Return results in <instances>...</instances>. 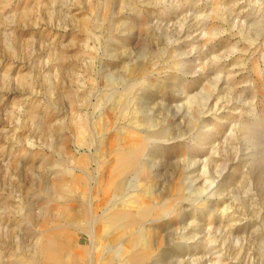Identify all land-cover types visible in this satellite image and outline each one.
I'll return each mask as SVG.
<instances>
[{"label": "rangeland", "instance_id": "rangeland-1", "mask_svg": "<svg viewBox=\"0 0 264 264\" xmlns=\"http://www.w3.org/2000/svg\"><path fill=\"white\" fill-rule=\"evenodd\" d=\"M129 131L123 195L167 211L113 246L146 228L138 264H264V0H0V264L63 227L39 216L56 170L91 210L84 172Z\"/></svg>", "mask_w": 264, "mask_h": 264}, {"label": "bare ground", "instance_id": "bare-ground-1", "mask_svg": "<svg viewBox=\"0 0 264 264\" xmlns=\"http://www.w3.org/2000/svg\"><path fill=\"white\" fill-rule=\"evenodd\" d=\"M87 26L88 22L84 21L83 28L87 29ZM76 130L80 141L90 142L91 129L86 124ZM125 134L121 140L128 145L123 150L115 151L114 142L107 144L106 139L99 145L103 166L98 175L90 177L84 172L94 183L88 196L89 212L76 209L73 191L84 180L74 174L72 169L75 167L63 166L56 170L54 179L44 181L43 190L49 202L41 207L39 216L52 224L61 222L63 227L55 232L40 231L41 244L37 243L35 250L32 245L26 246L19 255L22 264H138L149 257L147 251L153 248V242L151 232L146 228L130 233L119 247L112 245L121 235L130 232L138 220L160 218L167 211L163 201H152L151 191L147 194L135 190L123 195V181L135 164L138 145L144 140L138 132ZM126 253L127 257L123 259Z\"/></svg>", "mask_w": 264, "mask_h": 264}]
</instances>
